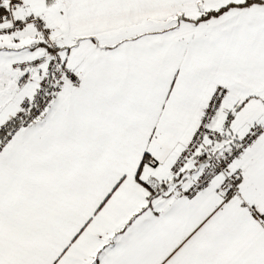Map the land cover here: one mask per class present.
<instances>
[{
	"label": "snow or ice",
	"instance_id": "snow-or-ice-1",
	"mask_svg": "<svg viewBox=\"0 0 264 264\" xmlns=\"http://www.w3.org/2000/svg\"><path fill=\"white\" fill-rule=\"evenodd\" d=\"M0 264H264V0H0Z\"/></svg>",
	"mask_w": 264,
	"mask_h": 264
}]
</instances>
